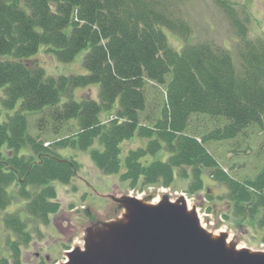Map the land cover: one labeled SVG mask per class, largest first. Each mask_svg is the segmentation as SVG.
Returning a JSON list of instances; mask_svg holds the SVG:
<instances>
[{
    "label": "trees",
    "instance_id": "16d2710c",
    "mask_svg": "<svg viewBox=\"0 0 264 264\" xmlns=\"http://www.w3.org/2000/svg\"><path fill=\"white\" fill-rule=\"evenodd\" d=\"M178 1L0 0V90L3 106L16 110L0 121V211L17 199L31 218L48 224L61 209L54 183L67 185L79 171L58 150L79 149L90 150L102 172L131 188L169 187L179 171L199 191L209 171L227 186L243 218L264 227V158L255 177L242 182L207 147L264 134V43H247L237 59L212 42L189 43ZM217 3L235 22L228 0ZM167 33L184 46L173 47ZM42 46L62 63L86 51L87 74L47 75L30 62ZM94 85L98 100L77 99L76 89ZM103 113L111 116L106 123ZM28 114L40 115L37 131L70 134L46 147L31 135ZM136 137L146 145L125 152L123 144ZM4 224L19 240L8 241L11 254L0 264H22L28 225L14 214Z\"/></svg>",
    "mask_w": 264,
    "mask_h": 264
},
{
    "label": "rangeland",
    "instance_id": "374dc122",
    "mask_svg": "<svg viewBox=\"0 0 264 264\" xmlns=\"http://www.w3.org/2000/svg\"><path fill=\"white\" fill-rule=\"evenodd\" d=\"M232 7L235 22L218 5L217 0H180L178 8L182 17L191 28L189 43L204 41L229 49L234 57L243 52L248 44L264 43V0H228ZM170 44L177 50L184 42L167 33ZM86 51L76 56L73 62L62 63L55 59L47 46H42L38 54L30 62L39 64L49 76L86 75L83 62ZM99 86L94 85L76 89L77 99L91 98L98 100ZM5 93L0 90V121H6L15 109L3 106ZM39 114H28L30 133L37 141H43L46 147L66 137L70 133L53 134L49 129L37 131ZM111 116L102 114L104 123ZM146 141L136 137L123 144L125 152L144 147ZM264 134L256 131L248 141L242 143H209V151L220 162L221 166L234 178L245 181L253 178L263 166ZM95 145L94 148H98ZM24 153L31 151L25 150ZM61 157L73 159L79 164V171L69 184L54 183L57 191V201L61 209L50 216L48 224L39 219L31 218L25 209V203L14 199L5 211H0V258L9 256L10 239L19 240L14 232L5 226L8 214L21 215L28 225L31 241L22 246V264H63L68 260V253L73 250H85L87 241L96 231L104 229L109 224L120 220L125 211L122 206L110 198L132 196L147 203H157L167 197L177 201L181 197L188 201L191 210L198 214L201 225L213 236L227 235L228 244L237 249H248L251 252H264V227L258 220L249 216L244 219L230 197L226 185L214 180L209 171H204L203 188L192 191L193 177L184 179L177 171L174 183L169 187L163 185L139 184L131 188L128 182H123L119 175H106L93 162L90 150L59 149ZM166 153L159 157L166 160ZM149 158V161H153ZM19 192L18 186L10 191Z\"/></svg>",
    "mask_w": 264,
    "mask_h": 264
},
{
    "label": "water",
    "instance_id": "95a60500",
    "mask_svg": "<svg viewBox=\"0 0 264 264\" xmlns=\"http://www.w3.org/2000/svg\"><path fill=\"white\" fill-rule=\"evenodd\" d=\"M104 198L122 206L123 217L92 234L85 250L69 252L63 264H264V252L237 249L226 234L206 231L183 197Z\"/></svg>",
    "mask_w": 264,
    "mask_h": 264
}]
</instances>
